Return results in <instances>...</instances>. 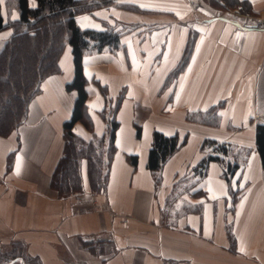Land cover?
<instances>
[{
	"label": "crops",
	"instance_id": "crops-1",
	"mask_svg": "<svg viewBox=\"0 0 264 264\" xmlns=\"http://www.w3.org/2000/svg\"><path fill=\"white\" fill-rule=\"evenodd\" d=\"M106 1L75 15L82 28L113 27L121 46L83 54L91 129L81 120L72 128L85 140L105 135L102 111L122 93L106 189L90 190L85 162L82 191L59 196L50 185L75 97L65 87L74 74L67 44L23 122L0 135V253L17 247L39 264H264V167L255 143L264 121L254 118L264 115V26L250 20L264 0ZM0 5L1 49L18 11ZM154 130L185 138L158 182L147 167ZM204 139L248 152L230 181L234 203L219 161L194 175L210 151Z\"/></svg>",
	"mask_w": 264,
	"mask_h": 264
},
{
	"label": "trees",
	"instance_id": "trees-1",
	"mask_svg": "<svg viewBox=\"0 0 264 264\" xmlns=\"http://www.w3.org/2000/svg\"><path fill=\"white\" fill-rule=\"evenodd\" d=\"M12 1L18 11V19L9 21L12 33L0 49V135H8L23 122L30 100L40 91L43 79L59 70V57L65 45H70L74 74L65 87L67 90H74L75 97L71 114L63 121L64 147L51 175L50 185L59 196L82 191V164L85 162L90 190L103 192L115 150V132L118 126L115 113L122 93L118 95L116 103L102 111L107 122L105 135L85 140L76 135L72 128L76 121L81 120L91 129V120L85 110V85L88 80L83 73V54L104 49L114 51L121 46L120 33L113 27L105 24L103 29L82 28L76 23L75 15L90 13L107 1L36 0V7L30 6V0ZM5 26L0 15V29ZM136 135H140L138 126ZM184 141L185 138L179 141L177 134L166 135L158 130L153 131L147 167L155 174L156 182L159 181V171L165 160ZM255 143L264 167V122L256 124ZM201 148L210 151L194 167L195 177L205 173L210 160L219 161L223 165L222 175L230 185L234 203L237 190L232 188L230 181L246 162L247 150L230 142L214 139H204ZM129 158L135 165L136 155H130ZM227 231L232 238L229 227ZM16 248L0 253V263H3L2 257H6L5 262L18 257L29 259L24 253L16 252Z\"/></svg>",
	"mask_w": 264,
	"mask_h": 264
},
{
	"label": "rangeland",
	"instance_id": "rangeland-1",
	"mask_svg": "<svg viewBox=\"0 0 264 264\" xmlns=\"http://www.w3.org/2000/svg\"><path fill=\"white\" fill-rule=\"evenodd\" d=\"M13 4L14 3H13L12 0H6V6L5 7H6V10H7L8 15L11 13L10 11H11V8L13 7ZM259 13H257V15ZM253 16H256V15H253ZM252 18H254V17H252ZM252 18L250 19L251 21L255 20V19H252ZM74 194H76V193H71L69 195L70 196H73ZM165 207H164L163 210H165ZM20 261H22V264H39L36 260L26 259V258H20V259L19 258L18 259L14 258V259H11L10 261L5 262V263H9V264H19Z\"/></svg>",
	"mask_w": 264,
	"mask_h": 264
},
{
	"label": "built area",
	"instance_id": "built-area-1",
	"mask_svg": "<svg viewBox=\"0 0 264 264\" xmlns=\"http://www.w3.org/2000/svg\"><path fill=\"white\" fill-rule=\"evenodd\" d=\"M252 19H255L252 21L255 24H257L259 26H264V10L261 11L258 15L254 16V18H252ZM254 118L262 119L264 121V115H259V114L255 113Z\"/></svg>",
	"mask_w": 264,
	"mask_h": 264
},
{
	"label": "snow or ice",
	"instance_id": "snow-or-ice-1",
	"mask_svg": "<svg viewBox=\"0 0 264 264\" xmlns=\"http://www.w3.org/2000/svg\"><path fill=\"white\" fill-rule=\"evenodd\" d=\"M0 3H3V0H0ZM30 6L31 7H36L37 5L34 3V0H30ZM145 5H141V7H144ZM0 15H2V14H0ZM12 19H18V16L17 15H15V14H13V16H12ZM82 20H84V19H87V17H84V18H81ZM210 191H211V189H210ZM225 195H226V193H225ZM217 197H213V199H216ZM19 264H22V261H20L19 262Z\"/></svg>",
	"mask_w": 264,
	"mask_h": 264
}]
</instances>
